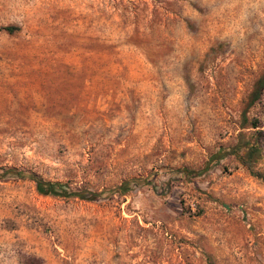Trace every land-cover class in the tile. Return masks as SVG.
Here are the masks:
<instances>
[{
	"label": "rangeland",
	"instance_id": "374dc122",
	"mask_svg": "<svg viewBox=\"0 0 264 264\" xmlns=\"http://www.w3.org/2000/svg\"><path fill=\"white\" fill-rule=\"evenodd\" d=\"M263 69L264 0H0V264H264Z\"/></svg>",
	"mask_w": 264,
	"mask_h": 264
},
{
	"label": "trees",
	"instance_id": "16d2710c",
	"mask_svg": "<svg viewBox=\"0 0 264 264\" xmlns=\"http://www.w3.org/2000/svg\"><path fill=\"white\" fill-rule=\"evenodd\" d=\"M5 31L9 34L15 31L14 27H6ZM264 95V69L259 77L253 84L252 90L248 97L247 108L252 107L254 104L259 103ZM246 110L241 114V122L239 128L242 130L237 136L236 143L228 147L227 149L220 148L216 153L211 155L209 162L213 161H222L226 160L228 157H235L241 165L246 167L252 174L255 165L262 157L263 150V133L260 130L261 125L258 119H248L246 117ZM201 173V172H200ZM199 173V174H200ZM14 175L16 179L22 178V172L16 171L15 169H9L5 172V175ZM178 175L187 174L193 175L192 172L187 171L186 169L178 170ZM36 182V188L39 194L41 195H55L58 196H71V193L65 190V186L57 183H42L41 181L34 179ZM128 183H124L119 187V191L124 194L127 192ZM58 190H63L62 193H59ZM80 198H84L81 195H78Z\"/></svg>",
	"mask_w": 264,
	"mask_h": 264
}]
</instances>
